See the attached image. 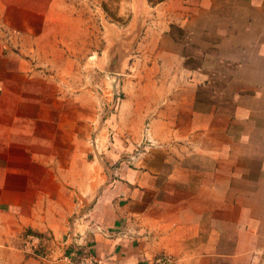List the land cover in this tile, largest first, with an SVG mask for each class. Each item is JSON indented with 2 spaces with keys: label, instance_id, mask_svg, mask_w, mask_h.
<instances>
[{
  "label": "crops",
  "instance_id": "crops-1",
  "mask_svg": "<svg viewBox=\"0 0 264 264\" xmlns=\"http://www.w3.org/2000/svg\"><path fill=\"white\" fill-rule=\"evenodd\" d=\"M130 1L111 171L83 90L0 87V264H264V0Z\"/></svg>",
  "mask_w": 264,
  "mask_h": 264
},
{
  "label": "rangeland",
  "instance_id": "rangeland-1",
  "mask_svg": "<svg viewBox=\"0 0 264 264\" xmlns=\"http://www.w3.org/2000/svg\"><path fill=\"white\" fill-rule=\"evenodd\" d=\"M131 3L0 0V87L13 79L12 69H17V61L23 60L27 75L33 73L35 79L51 84L57 91L70 96L83 90L85 100L90 105L95 101L96 105L89 121L93 130L87 145L105 173L119 163L107 161L105 151L118 139L117 135L125 132L114 125L112 116L123 98L120 78H127ZM85 199L83 195L75 197L77 211L71 219H83L89 207ZM41 244L42 241L40 250Z\"/></svg>",
  "mask_w": 264,
  "mask_h": 264
},
{
  "label": "built area",
  "instance_id": "built-area-1",
  "mask_svg": "<svg viewBox=\"0 0 264 264\" xmlns=\"http://www.w3.org/2000/svg\"><path fill=\"white\" fill-rule=\"evenodd\" d=\"M148 138V136H146V139ZM147 142H150V140L147 139ZM73 238H75L76 236L73 234L72 235ZM83 236H79L77 242H76V247H83L85 245V243L82 240ZM39 243H40V239L38 237L35 236H27L24 243H23V247L26 251H28L29 253H35V251L39 250ZM173 259L171 256L169 255H165L162 254L160 256L155 257L151 264H172ZM95 260L92 258V256L90 255H84L81 256L78 260V262L76 264H95Z\"/></svg>",
  "mask_w": 264,
  "mask_h": 264
}]
</instances>
